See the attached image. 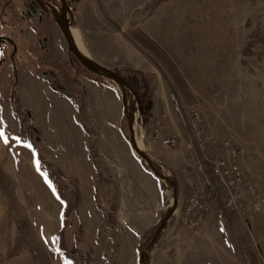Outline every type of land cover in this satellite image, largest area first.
Segmentation results:
<instances>
[{
	"label": "rangeland",
	"instance_id": "rangeland-1",
	"mask_svg": "<svg viewBox=\"0 0 264 264\" xmlns=\"http://www.w3.org/2000/svg\"><path fill=\"white\" fill-rule=\"evenodd\" d=\"M97 3L105 40L140 49L141 70L122 73L127 112L119 86L75 59L51 17L0 29V264H140L157 226L127 231L112 181L117 158L153 172L130 144L132 116L137 145L157 166L153 143L178 141L167 147L179 153L175 167L191 194L203 186L210 207L194 231L175 212L147 264H264V0ZM190 107L214 143L206 153L186 124ZM230 150L246 181L240 209L211 172ZM162 188L170 208L173 186Z\"/></svg>",
	"mask_w": 264,
	"mask_h": 264
},
{
	"label": "crops",
	"instance_id": "crops-1",
	"mask_svg": "<svg viewBox=\"0 0 264 264\" xmlns=\"http://www.w3.org/2000/svg\"><path fill=\"white\" fill-rule=\"evenodd\" d=\"M78 3V13L74 18L76 30L87 56L95 63L110 70L134 74L141 70V53L137 46L122 41L111 44L105 40L107 34L105 24L98 17L97 0H75ZM171 136V135H170ZM169 137L165 135L162 138ZM172 137V136H171ZM152 158L163 168L174 174L178 188V209L176 216L183 215L184 206L191 194L189 188L190 178L183 175L177 163L172 160L178 152L164 146L161 141L153 143ZM115 172L112 181L116 183V215L118 221L136 237L153 230L167 212V196L164 194L162 183L157 176L146 169L142 163L134 159H118L115 162ZM182 162H179L181 165ZM178 165V166H179ZM187 152L184 154V167L187 168ZM202 169V168H201ZM215 177V176H214ZM217 178V177H215ZM211 178H208L209 180ZM224 188L220 178H217Z\"/></svg>",
	"mask_w": 264,
	"mask_h": 264
},
{
	"label": "built area",
	"instance_id": "built-area-1",
	"mask_svg": "<svg viewBox=\"0 0 264 264\" xmlns=\"http://www.w3.org/2000/svg\"><path fill=\"white\" fill-rule=\"evenodd\" d=\"M185 121L193 142L201 153H206L209 146H214V143L207 141L205 120L196 107H190L187 110ZM161 143L171 148L178 145V141L174 138H162ZM211 172L213 176L222 180L224 188L229 194L227 206L232 209L242 208L240 203L242 191L246 189V181L237 151L230 150L227 158L213 162ZM161 183L164 187H168L166 183L162 181ZM206 185L211 187V182L207 181ZM209 211L210 207L205 190L203 186L197 185L184 206L181 218L182 225L189 231L198 229L206 221Z\"/></svg>",
	"mask_w": 264,
	"mask_h": 264
},
{
	"label": "water",
	"instance_id": "water-1",
	"mask_svg": "<svg viewBox=\"0 0 264 264\" xmlns=\"http://www.w3.org/2000/svg\"><path fill=\"white\" fill-rule=\"evenodd\" d=\"M40 1V0H35ZM47 1V0H45ZM61 30V33L67 43V47L70 51V53L75 57L77 61L80 62V64L89 72L101 76L108 77L112 79L121 89L122 96H123V102L125 107V112L128 111L127 106V90H129L130 87L128 83L125 81V79L115 70H110L104 66H101L95 62H93L89 57H85L84 54L79 50L75 42L73 41L71 37V30L72 27L70 25V22L68 20V17L66 15V7L62 14V22H56ZM128 128L130 133V144L132 145V148L134 152L143 160L145 161V164L148 165V167L154 172V174L160 179V181L166 183L167 185L170 184L173 186V203L170 208H168L167 212L165 213L164 217L160 221L159 225L157 226L155 233L153 235V238L149 245L146 247L144 252L140 255V264H147L148 261V252L152 249V247L155 246V244L158 241V238L160 235L164 232L166 229L168 223L170 222L171 218L173 217L174 213L177 210L178 206V188L177 183L173 182L164 171V168L161 166H157L137 145V140L135 138V132H134V118L128 117Z\"/></svg>",
	"mask_w": 264,
	"mask_h": 264
},
{
	"label": "flooded vegetation",
	"instance_id": "flooded-vegetation-1",
	"mask_svg": "<svg viewBox=\"0 0 264 264\" xmlns=\"http://www.w3.org/2000/svg\"><path fill=\"white\" fill-rule=\"evenodd\" d=\"M21 1H22L21 3L23 5V9L22 11H19L18 9H13V7L9 5L11 2L10 0H0V29L1 27L8 26L12 29V31L13 30L19 31L17 29L18 28L17 25H19L20 27L21 25H27V24L42 25L44 23V18H43L44 15L46 14L47 16H49L48 10L54 9L56 11L61 12L62 15L65 7H66V15L68 17L71 27L75 25L74 18L78 13V3L75 0H47V1L21 0ZM19 19L20 22H17ZM45 40L39 42L40 48L41 46L43 47L45 46ZM0 41L5 44L7 43V41L2 38H0Z\"/></svg>",
	"mask_w": 264,
	"mask_h": 264
},
{
	"label": "bare ground",
	"instance_id": "bare-ground-1",
	"mask_svg": "<svg viewBox=\"0 0 264 264\" xmlns=\"http://www.w3.org/2000/svg\"><path fill=\"white\" fill-rule=\"evenodd\" d=\"M49 16L55 21V22H62V15L61 12L56 11L54 9L48 10ZM71 37L79 50L84 54L85 57H88L85 50L82 49L81 41H80V36L76 31L71 30ZM138 142V141H137ZM140 144V141L138 142Z\"/></svg>",
	"mask_w": 264,
	"mask_h": 264
},
{
	"label": "snow or ice",
	"instance_id": "snow-or-ice-1",
	"mask_svg": "<svg viewBox=\"0 0 264 264\" xmlns=\"http://www.w3.org/2000/svg\"><path fill=\"white\" fill-rule=\"evenodd\" d=\"M0 137H4V139H5V142L7 143V137H6V136H4V133L0 132ZM28 147H30V145H28Z\"/></svg>",
	"mask_w": 264,
	"mask_h": 264
}]
</instances>
